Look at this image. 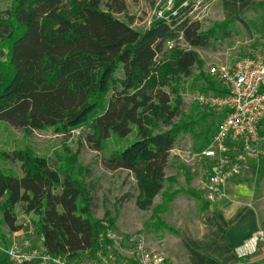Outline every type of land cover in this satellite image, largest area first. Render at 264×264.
<instances>
[{
    "label": "trees",
    "instance_id": "trees-1",
    "mask_svg": "<svg viewBox=\"0 0 264 264\" xmlns=\"http://www.w3.org/2000/svg\"><path fill=\"white\" fill-rule=\"evenodd\" d=\"M194 7L195 0H173L169 11L138 30L115 16L126 14V0H12L0 6V122L25 134L53 129L69 136L87 129L86 142L98 152L136 129V140L110 151L104 166L133 174L137 206L150 209L164 193L176 143L211 115L184 111L187 80L197 69L203 74L197 50L218 49L236 28V19L227 18L205 30L190 16ZM204 81L202 94L228 92ZM77 170L55 168L31 150L0 151V211L9 232L23 230L21 210L36 215L33 225L48 255L77 261L108 255L113 220L108 213L94 217V187ZM178 193L165 198L173 201ZM209 203L202 201V209ZM0 264H10L9 258Z\"/></svg>",
    "mask_w": 264,
    "mask_h": 264
},
{
    "label": "rangeland",
    "instance_id": "rangeland-1",
    "mask_svg": "<svg viewBox=\"0 0 264 264\" xmlns=\"http://www.w3.org/2000/svg\"><path fill=\"white\" fill-rule=\"evenodd\" d=\"M11 1L0 0L1 8L10 6ZM126 1V14L115 16L138 30L148 28L153 19L163 16L165 11L171 9L173 3V0H158L155 5H150L144 0ZM221 7V0H195V7L190 16L193 20H199L206 30L212 27L214 22L224 19ZM180 44L184 46L183 42ZM172 45L170 43L168 46ZM216 46V50H197L204 61L203 74L201 75L200 70H195L194 76L187 80L183 91L186 116L198 118L200 113L211 115L198 123L193 131L183 134L176 143L166 170L164 193L154 199L148 210H141L137 206L140 192L134 175L126 170L111 171L104 166V158L110 151L128 147L136 140V129L126 139L111 138L106 149L98 152L92 150L86 142L87 129L76 130L69 136L57 134L53 129L25 134L18 128L0 122V151L31 150L35 155L48 159L55 168L78 167L77 171L82 173L84 180L94 187V217L102 220L108 213L109 218L113 220L109 236L114 246L110 253L120 256L122 260L135 258L141 246L149 252L153 251L159 237L168 233L163 226L158 228L159 222L172 225L177 213L182 216L184 210L191 215L199 213L202 202L194 200L188 192H195L205 202H215L223 196V189L216 195L206 188V184L210 182L212 168L217 165L224 169L236 170L229 180L231 183L243 185L245 182H256L257 186L251 190L256 196L254 205L258 209L264 229V124L260 129L256 153H247L237 147L220 159L203 157L204 150L213 143L221 115L214 107L201 102V96L205 94L200 90L206 85L204 79L208 78L215 82V88H225L223 81L211 73L213 67L233 64L247 56L264 58V9L255 7L240 13L231 37ZM15 167L16 173L20 174L18 166ZM6 168L12 167L8 165ZM175 192L180 193L173 201H167ZM180 209L182 212L179 213ZM18 219L23 230L10 233L8 227L2 223L0 211V258H9L10 264L37 261V264H52L40 261L45 253L42 238L33 225L37 220L36 215L18 210ZM256 236L238 248L237 264H261L264 254H259V248L263 242L256 240ZM254 248L259 251L249 253L248 249L252 251ZM99 260L100 256L83 258L86 264H94Z\"/></svg>",
    "mask_w": 264,
    "mask_h": 264
},
{
    "label": "crops",
    "instance_id": "crops-1",
    "mask_svg": "<svg viewBox=\"0 0 264 264\" xmlns=\"http://www.w3.org/2000/svg\"><path fill=\"white\" fill-rule=\"evenodd\" d=\"M221 5L224 19H236L252 8L264 9V0H221ZM256 186V182H228L224 195L210 202L207 209L203 210L201 204L198 214L191 215L187 210L182 216L177 213L172 225L164 223L168 233L159 237L153 251L166 257L170 264H237L238 248L264 234L254 205L256 196L251 190ZM194 200L202 202L203 198ZM259 250L256 253L264 254L263 245Z\"/></svg>",
    "mask_w": 264,
    "mask_h": 264
},
{
    "label": "built area",
    "instance_id": "built-area-1",
    "mask_svg": "<svg viewBox=\"0 0 264 264\" xmlns=\"http://www.w3.org/2000/svg\"><path fill=\"white\" fill-rule=\"evenodd\" d=\"M211 73L223 81L227 93L222 95H202L201 102L214 107L221 115L211 146L204 150L203 157L220 159L233 148L240 147L247 153H256L260 139V129L264 124V58L247 56L233 64L213 67ZM223 162V160H222ZM236 170L224 169L221 165L212 168L211 178L206 188L213 194L222 190ZM264 246V234L255 237ZM44 248V247H43ZM250 249V248H249ZM249 253H256L257 248ZM41 262L52 264H86L84 261L52 257L44 249ZM28 261L29 258H25ZM94 264H170L162 254L139 247L135 258L122 260L109 253L101 256ZM264 264V259L261 262Z\"/></svg>",
    "mask_w": 264,
    "mask_h": 264
}]
</instances>
